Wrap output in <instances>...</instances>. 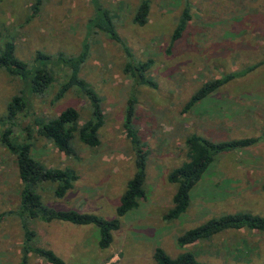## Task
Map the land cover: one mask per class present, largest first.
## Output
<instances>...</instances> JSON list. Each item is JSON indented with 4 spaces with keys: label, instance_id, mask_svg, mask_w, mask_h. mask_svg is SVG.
<instances>
[{
    "label": "rangeland",
    "instance_id": "obj_1",
    "mask_svg": "<svg viewBox=\"0 0 264 264\" xmlns=\"http://www.w3.org/2000/svg\"><path fill=\"white\" fill-rule=\"evenodd\" d=\"M96 1L107 9L131 59L152 60L147 75L155 86L132 85L122 72L127 59L121 46L100 32H86L85 24L93 13L90 0H42L35 11L31 9L34 0H0V47L10 40L13 55L27 66H33L36 51L74 56L82 42H87L79 76L100 97L103 123L97 132V147H87L74 138L75 156L63 155L35 133L34 120L47 119L72 106L81 123L89 117L87 100L68 92L53 101L55 84L42 95L31 94L19 77L3 69L0 116L10 97L22 91L28 108L18 117L15 134L28 133L30 153L43 166H68L77 173L73 187L62 197H53L50 184L42 187L46 206L110 219L134 171L133 154L121 126L126 100L133 96L132 123L146 152L145 195L137 207L120 217V226L104 249L97 246L98 231L93 225L59 220L32 222L36 245L52 250L66 264H153L154 247L170 257L189 251L206 264H263L264 233L259 231L225 230L184 246L175 243L186 229L223 213L264 215L261 140L217 155L208 173L190 189L186 210L171 221L162 216L175 188L166 173L185 159L186 135L221 141L260 136L264 131V0H148L143 25L131 21L138 0ZM185 2L190 18L180 36L170 42ZM249 65L252 69L182 111L204 81ZM55 71L59 82L63 72ZM7 125L0 124V130ZM18 187L13 161L0 145V264H16L21 253L22 231L13 212ZM26 264L48 263L29 253Z\"/></svg>",
    "mask_w": 264,
    "mask_h": 264
},
{
    "label": "trees",
    "instance_id": "obj_2",
    "mask_svg": "<svg viewBox=\"0 0 264 264\" xmlns=\"http://www.w3.org/2000/svg\"><path fill=\"white\" fill-rule=\"evenodd\" d=\"M41 1L34 0L31 9L35 11ZM138 1L132 13L131 21L136 25H143L146 22L149 1ZM90 2L93 6V13L85 24L86 32H100L106 38L121 46L127 59L122 66V72L128 76L132 85L154 87V81L147 75L152 60L149 58L144 61L131 59L130 51L119 40V36L113 28L107 9L97 4L96 0H90ZM189 18V5L185 2L178 14L170 42L180 36ZM87 46V42L84 40L80 51L74 56H67L62 52L50 56L36 51L33 66H27L26 62L17 59L13 55V43L10 40L4 41L0 47V69L5 70L11 76L19 77L24 84L23 88L27 89L29 93L42 95L52 89L55 84L57 87L52 96L53 101L68 92L79 94L87 100L89 117L81 123L79 122L78 111L72 106L63 108L56 115L47 119L34 120L36 124L35 133L67 157L75 156V150L71 144L74 138L87 147H97L99 145L97 132L103 123L100 97L79 76L80 65L87 54ZM252 67L253 65H249L240 71L226 73L218 78L204 81L189 96L182 111H188L195 103L211 94L218 87L232 78L243 75ZM57 69L63 72V77L59 82L55 77V70ZM133 104L134 97H128L121 126L133 154L134 171L119 196L114 217L105 219L96 214L79 212L75 209H53L43 203L41 190L44 185L50 184L53 197H62L66 191L73 187V183L78 177L77 173L68 166L45 167L32 157L28 133L26 132L25 136H20L13 131V127L18 126V117L25 113V108H28L22 91L11 96L7 101L5 114L0 116V124L7 123L8 125L0 130V145L11 157L19 181L17 204L13 212L18 217L21 227L22 245L20 257L16 264H26L29 253L42 258L48 264H66L52 250L36 245L35 239L37 236L32 226L33 221L49 222L59 220L75 225L91 224L98 231L97 246L104 249L108 247L112 240V232L119 228L120 217L128 210L138 206L139 199L145 195L143 184L146 152L140 147L142 143L139 140L137 128L132 123ZM260 140L264 142V131L260 136L221 141H211L195 133L186 135L183 140L185 159L166 173L167 181L174 184L175 188L171 196V205L162 218L165 221H171L186 210L189 203L190 189L205 173H208L209 166L213 164L217 155L222 152L248 147ZM260 187L264 190V180ZM240 228L263 232L264 215L250 212L223 213L211 217L195 227L186 229L177 235L175 243L178 246H184L198 240L207 239L222 230ZM152 259L153 264H206L197 261L189 251H182L174 257H170L159 247L153 248Z\"/></svg>",
    "mask_w": 264,
    "mask_h": 264
},
{
    "label": "crops",
    "instance_id": "obj_3",
    "mask_svg": "<svg viewBox=\"0 0 264 264\" xmlns=\"http://www.w3.org/2000/svg\"><path fill=\"white\" fill-rule=\"evenodd\" d=\"M226 230H236V231H243L244 230V228H240V229H226ZM246 230H248V229H246ZM222 231H225V230H222ZM249 231H251V233H253V232H256V230H254V229H251V230H249ZM221 232V231H220ZM219 233V232H218ZM262 233H264V231L262 232ZM217 234V233H216ZM215 235V234H214ZM205 240V239H204Z\"/></svg>",
    "mask_w": 264,
    "mask_h": 264
}]
</instances>
